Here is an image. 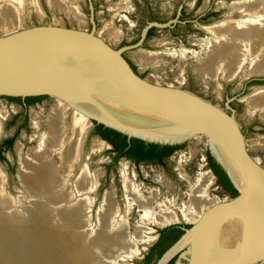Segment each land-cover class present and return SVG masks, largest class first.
Segmentation results:
<instances>
[{
    "label": "water",
    "instance_id": "95a60500",
    "mask_svg": "<svg viewBox=\"0 0 264 264\" xmlns=\"http://www.w3.org/2000/svg\"><path fill=\"white\" fill-rule=\"evenodd\" d=\"M89 9L91 30L49 22L21 26L0 35V113L80 119L88 123L83 134V153L87 151L86 139L94 125L114 130L128 141L181 144L164 162L214 187L211 172L205 164L209 151L237 196L213 203L194 223H187L179 217L175 222L157 226L161 230L184 223L190 228L184 229L185 232L156 264H166L171 256L184 248V254L189 256L187 264H264V230L198 241L206 223L221 212H240L264 221V167L252 122L236 120L233 111L227 113L194 92L164 85L155 71L131 51L125 55L138 72L133 70L123 56L129 47L117 49L124 45L120 39L110 41L112 46L96 33L91 4ZM229 16L232 19L240 17L238 14L235 18L230 13L213 24ZM156 26L168 24L156 23ZM148 27L143 29L142 36ZM207 27L202 29L209 38ZM252 78L263 79L264 76ZM40 96L45 98L26 109L17 101L8 99ZM2 127L1 121L0 139ZM102 141L105 147L111 146ZM17 170L15 175L20 183ZM20 185L27 193L26 186ZM103 202L102 198L99 208ZM99 208L95 215L97 228ZM115 211L116 214L118 208ZM89 223H92L91 216ZM126 224L124 221L122 231ZM116 225H112V230L117 228ZM89 226L86 230L89 238L85 243L91 246L93 235H90ZM1 237L0 234V244ZM156 238L145 242L147 245L143 251ZM184 240L189 241L179 248ZM139 244L143 243L132 244L137 250L136 255L120 257L116 262L112 259V263L125 264L139 258ZM102 253L96 254L94 259L99 264H106L113 255L109 256L106 250ZM2 256L0 254V261L4 259Z\"/></svg>",
    "mask_w": 264,
    "mask_h": 264
},
{
    "label": "bare ground",
    "instance_id": "6f19581e",
    "mask_svg": "<svg viewBox=\"0 0 264 264\" xmlns=\"http://www.w3.org/2000/svg\"><path fill=\"white\" fill-rule=\"evenodd\" d=\"M37 1L0 0V30L9 32L21 27L29 13L28 8L39 17L42 12L40 14ZM46 2L82 23L76 0ZM233 11H238L240 17L232 19L229 16L208 28L210 37L205 56L192 66L198 77L213 80L220 76L229 81L245 67L246 76L264 75V0H242L230 13ZM101 34L112 37L113 33L106 28ZM141 59L148 60L144 56ZM246 102L248 116L258 113L264 121V89L255 91ZM39 117L36 116L35 123ZM87 127L88 124L80 119L47 118L40 143L29 156L18 158L19 181L32 197L26 206L4 191L6 176L0 169V254L4 258L0 264H99L94 258L104 250L109 256L113 255L106 264H115L112 259L116 262L120 257L131 258L137 254L136 248H132L133 242H138L137 237L134 234L133 242L129 241L125 229L122 231L123 224L118 223V230L107 234L111 215L117 209L115 200L108 193L97 213L98 228L90 239L91 246L85 243L89 238L85 231L91 225L89 209L93 204V199L86 196L97 186L83 153V134ZM208 187L209 184L201 180L192 185L177 215L174 210L165 212L162 205H154V192L143 197L134 186L125 184L126 195L143 212V220L159 227L175 222L179 217L194 223L215 202L206 197ZM263 224L264 221L252 215L221 212L206 223L198 241L263 231ZM188 241H182L178 247L182 248Z\"/></svg>",
    "mask_w": 264,
    "mask_h": 264
},
{
    "label": "rangeland",
    "instance_id": "374dc122",
    "mask_svg": "<svg viewBox=\"0 0 264 264\" xmlns=\"http://www.w3.org/2000/svg\"><path fill=\"white\" fill-rule=\"evenodd\" d=\"M240 1L242 0H91V4L94 10L93 19L98 30H100L99 33L109 42L120 39L124 44H131L136 41L146 22L151 19H156L162 25H170L169 23L173 21L174 25L171 28L154 29L152 35L142 47L143 49L138 48L133 50V52L140 59L142 56L148 58L147 61H144L148 66H151L149 65L151 63L154 64L157 58L161 59L157 65L150 68L155 71L164 85L179 86L194 92L226 110L225 98L230 99L233 95L240 92L246 79L239 77L230 83L223 82L222 86L219 83L214 85L212 83L199 82L196 79L197 77H194L195 75L189 68V64L181 59L182 56L184 58L191 56V52L198 54L197 57L205 56L206 49L205 52L202 49L203 46L207 47L205 46L206 44H196L198 40L206 39V35L200 26L210 27L215 25L213 24L214 22L222 20V18L229 15ZM37 2L40 4V7L38 6L40 14L42 12L40 8L43 10L42 16L38 17L31 8H28L29 13L24 18V23L21 26L54 22L65 26L89 28L87 22L89 9L86 0H76V7L79 16L83 20L82 23H78L72 17H69L68 14L65 15L66 13L63 11L49 6L45 0H38ZM180 9L184 13L183 19L180 20L181 24H176V14ZM116 11L118 12L116 13ZM232 14L235 18L238 17V14L240 16L238 11H233ZM199 15H202V17L198 20L196 17ZM106 28L112 30V37L101 34ZM3 33L7 32L0 30V35ZM178 52H182V55H178ZM246 71L244 76L248 73ZM258 86L263 85L255 82L248 85L245 94H250L251 89ZM243 97H240L239 101ZM232 106L233 109H236L237 120L251 121L253 129L255 127L264 128V126L258 124L253 116H248L243 103L234 101ZM226 112L229 113L228 110ZM35 118L36 115L0 113V133L1 121L3 122V136L0 139V164L4 175L6 174L4 191L21 201L23 206L28 205V201L32 197L26 193L15 175L16 169L19 168L18 158L20 156H29L32 149L40 143L45 128V121L48 117L40 116L36 120L37 124L35 123ZM254 133L264 167V130L254 129ZM9 137H14L13 144L10 149H5L3 143ZM102 140V138L95 136L91 130L86 139L85 163L88 165V170L95 176L97 184L96 192L86 196L92 198L94 203L91 206L92 208L89 209L92 223L88 230L91 231L90 235H94L97 229L95 215L99 205L102 203L103 195L108 193L116 201L118 212L111 215V227L108 229L107 234H112L116 232V229L118 230V228L112 230V225L117 224L116 226H118V223L123 224L126 221L125 233H128L129 241L133 242L131 239H134L135 234L137 241L143 244L138 245L140 257L124 263L142 264V257L145 256L150 247L143 251L144 246L147 245L145 242L151 241L156 237L159 229L156 224L147 223L143 220V212L127 197L125 184L134 186L143 197H148L151 192H154L155 201L157 202L154 205L160 204L165 212L174 210L178 215L182 204L187 200L189 189L199 179L165 162L160 166L152 164L135 165L126 158L116 159L115 154L112 153L111 146L105 147ZM207 192L211 197L219 198L215 187L209 185ZM185 252H179L173 263L175 264ZM100 254L103 253L101 252ZM149 264H155L154 259Z\"/></svg>",
    "mask_w": 264,
    "mask_h": 264
},
{
    "label": "flooded vegetation",
    "instance_id": "af4514ba",
    "mask_svg": "<svg viewBox=\"0 0 264 264\" xmlns=\"http://www.w3.org/2000/svg\"><path fill=\"white\" fill-rule=\"evenodd\" d=\"M46 1V0H45ZM47 3V2H46ZM86 3H87V6H88V9H89V5L91 4V0H86ZM91 6H92V4H91ZM39 7H40V4H39ZM40 10L43 12V10L40 8ZM94 10H93V7H92V12H93ZM114 12V11H113ZM118 11H116V13H117ZM90 13H91V11H90V9H89V16H88V24H89V28H86V29H88V30H91L92 29V27H93V25H92V23L90 22ZM183 15H184V13H183V10L182 9H180V10H178V13L176 14V24H181V22H180V20H182L183 19ZM94 17V16H93ZM202 17V15H199L198 17H196L198 20L200 19ZM68 18V17H67ZM69 19V18H68ZM83 21V20H82ZM93 21H94V19H93ZM156 23L157 24H159L158 23V21L156 20V19H151L150 21H148V22H146V24H145V26L142 28V30L140 31V33H139V35H138V37H137V39H136V41L135 42H133V43H131V44H124V45H121V46H119V47H117V49L118 48H124V47H129L128 49H125L124 50V52H123V56L126 58V60L129 62V64L131 65V67L133 68V70H135V71H137L136 70V68L134 67V64L131 62V60L125 55V53H127V52H131V51H133V50H136V49H138V48H140V49H143L142 47L144 46V44L146 43V41H147V39L152 35V33H153V30L154 29H156V28H165V27H167V28H171L173 25H174V22L172 21V22H170V25H168V26H156ZM94 24H95V31H96V33H98V34H100L99 32H100V30H98V28H97V26H96V23L94 22ZM147 26H149L148 27V29L146 30V32H145V34H144V36H142V32H143V29L145 28V27H147ZM198 26H200V25H198ZM207 27V26H206ZM200 28L202 29L203 27H201L200 26ZM203 30V29H202ZM203 33L206 35V39H201V40H198L197 41V45H203V43H205L206 45L205 46H207V40H208V36H207V34L203 31ZM105 38V37H104ZM106 39V38H105ZM107 40V39H106ZM108 41V40H107ZM110 43V42H109ZM111 44V43H110ZM112 45V44H111ZM135 45V46H134ZM113 46V45H112ZM132 46H134V47H132ZM205 49H206V47H204L203 46V49L202 50H204V52H205ZM144 51V50H143ZM142 51V52H143ZM200 51V50H199ZM143 53H147V52H143ZM178 55H182V52H178ZM197 55L198 54H196V53H194V52H191V56H187L186 58H184L183 56H182V59L181 60H183V61H185L187 64H189V68L191 69V71H192V73L195 75L194 77L199 81V82H207L208 84H210V83H212V84H214V85H216V83H219L221 86H222V83L223 82H226V83H230V82H233L234 80H237L239 77H242L245 81V83H243L242 84V89H241V91L240 92H238V93H236L235 95H233L230 99H227V98H225V109L226 110H228L229 111V113H231V111H233V113H234V115H235V118H236V109H233V106H232V104H233V102L234 101H238V102H241V103H243L244 104V106H245V109H246V101H247V99L250 97V95L252 94V95H254L255 94V91H256V93L257 92H261L263 89H264V78L263 79H256V78H252L253 76H250V75H248V76H244V74H245V71H246V67L242 70V71H240L238 74H237V76L235 77V78H233V79H231V80H229V81H224V80H222L221 79V77L220 76H218L216 79H213V80H211V79H208V78H206V76H202V77H198L197 75H196V73H195V71H194V69H192V65L194 64V63H196V62H198L200 59H202L203 57H197ZM204 55V54H203ZM157 57V56H156ZM161 61V59H156L154 62V64H149V65H151V66H147V67H152V66H155V65H157L159 62ZM144 66V65H143ZM146 66V65H145ZM138 72V71H137ZM142 76V75H141ZM250 76V77H249ZM264 76V75H263ZM142 77H144V76H142ZM257 77H261V76H257ZM253 82H255V83H260L261 85H263V86H258V87H256V88H252L251 90V92H250V94H245L246 92V90L248 89V85H250V84H252ZM243 95H244V97H243ZM246 95V96H245ZM251 95V96H252ZM249 96V97H248ZM240 97H243L242 99H240L241 101H239V98ZM24 109H26L29 105H26L25 103H22V104H20ZM246 112H247V109H246ZM253 117L255 118V120L258 122V124L259 125H261V126H264V121H261L260 120V118H259V116H258V113H255L254 115H253ZM252 118V117H251ZM236 120H237V118H236ZM238 122V121H237ZM240 126V125H239ZM240 129H241V127H240ZM255 130H264V128L263 127H255L254 128ZM242 131V130H241ZM91 132L95 135V136H97V137H100V138H102L100 135H98V134H96V125H94L93 127H92V129H91ZM11 138H13V137H9V138H6V140L4 141V148L6 149V147H5V142L7 141V140H9V139H11ZM103 139V138H102ZM104 140V139H103ZM106 141V140H105ZM153 144V143H152ZM183 144V143H182ZM156 145H159V146H177V147H179L181 144H179V145H160V144H156ZM111 149H112V147H111ZM174 151H176V150H174ZM173 151V152H174ZM157 152H158V154L159 155H162V162L164 163V160H166L167 158H169V156L173 153H171V154H169V155H167V156H164V154L166 153V151L165 150H161V151H158L157 150ZM1 153V152H0ZM113 154H115V156H117V154H116V152H112ZM3 154V153H2ZM208 155L212 158V156L210 155V153H209V151L207 152V154H206V157H205V164H206V167L209 169V171L211 172V177H212V184L214 185V187H215V190H216V193L219 195V198L218 197H211L210 195H209V193L208 192H206V197H207V199H209L210 198V200H214L215 202H221V201H224V200H229V199H232V198H234V197H236L237 196V192H236V190H235V188L232 186V184L230 183V181H229V179L227 178V176H226V174H225V172L223 171V173L225 174V176H226V179L228 180V182H229V184L231 185V187L228 185V184H226L225 182H224V180H225V178L223 177H221V176H219L217 173H215V171H214V168L211 166V164H210V162H209V160H208ZM128 160V159H127ZM212 160L214 161V159L212 158ZM130 161V160H129ZM133 163V162H132ZM214 163H216L215 161H214ZM134 164V163H133ZM140 164H144V163H140ZM136 165V164H135ZM137 165H139V164H137ZM152 165H156V164H152ZM160 166V165H159ZM219 166V165H218ZM220 167V166H219ZM221 168V167H220ZM214 202V203H215ZM213 204V203H212ZM211 204V205H212ZM210 206V205H209ZM208 206V207H209ZM188 228H190V225L189 224H184V223H181V224H173V225H169V226H166V227H164V228H162L161 230H159L158 231V233H157V238H156V240L154 241V243L149 247V249H148V251L145 253V256L143 257V260L145 259V257L147 256V255H150V259H149V262H148V264L150 263V261L152 260V259H154V261H155V264H156V262H157V260L161 257V255L171 246V245H173L178 239H179V237L185 232V230L184 229H188ZM157 244H158V246H157ZM155 245H156V247H155ZM152 248H154L152 251H151V249ZM181 251H186V248H184V249H182ZM181 251H179V252H181ZM179 252H177L176 254H174L173 256H171L170 257V259L168 260V262L166 263V264H174L173 262V260H174V258L176 257V255L179 253ZM186 253V252H185ZM189 256H188V254H182L181 256H180V258H179V260L175 263V264H187V258H188Z\"/></svg>",
    "mask_w": 264,
    "mask_h": 264
},
{
    "label": "trees",
    "instance_id": "16d2710c",
    "mask_svg": "<svg viewBox=\"0 0 264 264\" xmlns=\"http://www.w3.org/2000/svg\"><path fill=\"white\" fill-rule=\"evenodd\" d=\"M43 98H45V96L27 97L25 99H21V98H8V99L15 100L19 104L25 103L26 105H31L35 102L40 101ZM96 134L100 135L104 140H106L111 145L112 152H116L117 154V156L115 157L116 159L126 158L136 165L140 163L163 165L162 155H159L157 150L158 151L165 150L166 153L164 154V156H167L178 148L177 146H159L152 143H145L138 139H130L128 141L124 135L114 130L104 128L102 125H96ZM13 141H14V137L5 142L6 149L11 148ZM208 160L211 166L214 168L215 173H217L222 178L224 177L225 178L224 182L231 187L221 168L216 163H214V161L209 155H208ZM153 249L154 248H152L151 251ZM149 259H150V255H147L145 259L142 261V264H148Z\"/></svg>",
    "mask_w": 264,
    "mask_h": 264
}]
</instances>
